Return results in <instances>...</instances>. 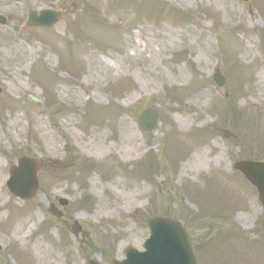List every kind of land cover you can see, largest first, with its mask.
I'll list each match as a JSON object with an SVG mask.
<instances>
[{"label":"rangeland","instance_id":"obj_1","mask_svg":"<svg viewBox=\"0 0 264 264\" xmlns=\"http://www.w3.org/2000/svg\"><path fill=\"white\" fill-rule=\"evenodd\" d=\"M42 10L58 22L28 27ZM0 15V264H110L142 251L152 214L184 225L198 264L224 233L215 255L256 258L264 208L232 166L264 161V0H0ZM147 106L159 120L143 132ZM23 155L39 164L28 202L4 185Z\"/></svg>","mask_w":264,"mask_h":264},{"label":"water","instance_id":"obj_2","mask_svg":"<svg viewBox=\"0 0 264 264\" xmlns=\"http://www.w3.org/2000/svg\"><path fill=\"white\" fill-rule=\"evenodd\" d=\"M245 1V0H244ZM58 21V15L51 11H43L37 16L30 13L28 26L30 27H52ZM0 25H4V20L0 18ZM212 80L218 87L225 83L224 78L215 73ZM36 101L35 99H33ZM157 114L152 108H145L138 118V123L143 131H150L156 127ZM234 170L240 172L250 185L256 188L258 200L264 207V164L253 162H239L234 165ZM38 164L36 161L22 158L18 161V166L11 170V179L8 182L9 191L22 201L30 200L36 195L38 189L37 179ZM61 205H66L65 201H60ZM54 216L60 214L50 211ZM150 239L145 242L143 247L147 250L141 255L142 262L135 261L136 253L133 249L126 250L125 256L128 258L127 264H196V259L192 254L187 240L186 232L181 226L168 219H152L148 224ZM74 235L80 231V227L74 223L72 226ZM131 259V261H130ZM121 263L112 264H126ZM89 264H94L89 262Z\"/></svg>","mask_w":264,"mask_h":264},{"label":"bare ground","instance_id":"obj_3","mask_svg":"<svg viewBox=\"0 0 264 264\" xmlns=\"http://www.w3.org/2000/svg\"><path fill=\"white\" fill-rule=\"evenodd\" d=\"M71 2H72V4L74 3V1H71ZM133 138H134V137H133V134L131 133V134H130V137L127 139V141L130 142L131 144H133V141H132ZM131 141H132V142H131ZM90 148L94 151L93 153H95V154H97V155H98V154H101L102 151H103V150L100 148V145H99V144H95L94 146H91ZM36 253L39 254L38 251H36Z\"/></svg>","mask_w":264,"mask_h":264}]
</instances>
